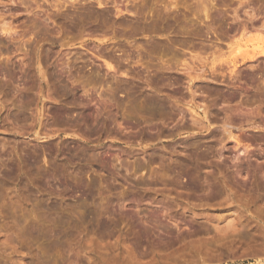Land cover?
<instances>
[{
    "label": "rangeland",
    "instance_id": "374dc122",
    "mask_svg": "<svg viewBox=\"0 0 264 264\" xmlns=\"http://www.w3.org/2000/svg\"><path fill=\"white\" fill-rule=\"evenodd\" d=\"M263 54L264 0H0V264H264Z\"/></svg>",
    "mask_w": 264,
    "mask_h": 264
},
{
    "label": "bare ground",
    "instance_id": "6f19581e",
    "mask_svg": "<svg viewBox=\"0 0 264 264\" xmlns=\"http://www.w3.org/2000/svg\"><path fill=\"white\" fill-rule=\"evenodd\" d=\"M58 1H59V0H58ZM97 2H98V1H97ZM200 2H201V1H199V3H200ZM210 3H211V2H210ZM98 4H99V3H98ZM205 4H206V3H205ZM58 6H59V5H58ZM56 8H57V6H56ZM59 8H60V7H59ZM83 8H84V7H83ZM203 10H204V9H203ZM203 12H204V11H203ZM205 16H206V15H205ZM254 42H255V41H254ZM249 43H250V42H249ZM255 48L257 49V48H259V47L256 46ZM259 49H260V48H259ZM262 51H263V50H262ZM255 52H257V51H255ZM253 54H254V53H253ZM257 54H260V53L257 52ZM263 56H264V54H263ZM251 57H253V55H252ZM255 57H256V56H255ZM255 57H254V58H255ZM248 60H249V59H248ZM245 61H246V60H245ZM250 61H251V60H250Z\"/></svg>",
    "mask_w": 264,
    "mask_h": 264
}]
</instances>
